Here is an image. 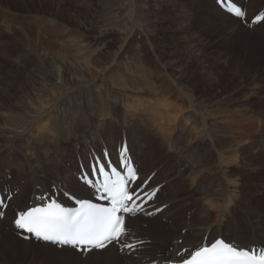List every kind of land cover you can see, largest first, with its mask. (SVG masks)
Instances as JSON below:
<instances>
[{
	"label": "rangeland",
	"instance_id": "374dc122",
	"mask_svg": "<svg viewBox=\"0 0 264 264\" xmlns=\"http://www.w3.org/2000/svg\"><path fill=\"white\" fill-rule=\"evenodd\" d=\"M125 1L17 0L14 2L13 0H3V3L1 1L0 3L4 5V8H2L3 10L0 12V101L11 103L15 100V97L20 96L22 91L29 90L43 91L42 95L44 94L43 96L46 97L45 94L50 90L39 77L41 69L38 68L40 67L38 61L44 59L46 55L48 59L51 58L52 60H56L55 62L59 64V59L54 55L52 49H58L60 46L67 45L66 48L68 51L64 53H66L65 55L68 56V58L63 57L64 53L58 52L59 55H63V58H60H62L63 61H69L68 63H71V65H74V67L80 71L83 76L81 82H83L80 83V80H76V82L74 79L71 81L69 78L65 77V79L61 81L63 89L60 88L59 90L55 87L56 91L55 88H53V92H56L53 96L50 95L52 97H48L49 94L47 95L49 98L48 105H51L50 108L56 107V110H51L49 115L43 120L44 122H48V120L52 119V115H60L71 123L74 117L72 111L74 110L77 115L78 113L87 114L88 116L91 115L90 117H92L91 119L93 121L88 119L85 121L84 125L83 122L81 124V127L83 125L82 132L73 137H79L77 139L81 138V140L84 138L94 141L96 143L93 146L95 151L98 149V143L101 145L102 142L108 143L110 140H113V138L116 139V134L115 137L113 136L115 130H111L113 125L117 127L116 130L121 126L125 131H128L129 129L126 128L129 124L135 126L137 121L145 120L149 132L159 138V134H161V127L158 126L159 123L146 116L149 120L147 121L146 118L144 119L142 117L144 113L130 111L129 109L133 108L127 107V105L132 104L133 101L123 96L129 94L128 90L126 89V91L124 88H130L136 83L140 84L141 75L146 78L147 81L150 80L151 86H154L153 89L159 90L158 92L160 95H163V98L161 97L162 100L166 98V100L173 102L176 107L178 106L177 109H180L181 112L177 114V117L183 118L181 120L182 122L178 124L179 127H188L191 119L186 120V118L189 115H191L192 118L193 116L196 117V115L193 111L194 115L190 113L191 111L182 112L184 107L187 109V104H185L187 102V97L174 86L171 77L184 78L183 80H185V82L183 86L187 85L190 92L200 100H209L210 102L216 103V101L222 98L227 92L229 94L227 97L228 99L226 98V101L224 100L220 102V104H216L215 107L220 108L222 111L224 110V113L222 112L224 116H230L231 118L237 117L243 129L239 130L238 135L228 136V140L233 142V148L231 150L228 148L229 150H227L226 153H222L223 155L226 154L225 156L222 157L220 154H215V150H211V153L205 156L202 163L203 165L200 164L196 168L200 171L195 172V178L191 174V170H194V168L191 169L189 166L185 167L189 162L186 160L180 163L174 155L173 157L171 156L172 152H169L165 142L157 138L158 144H155L157 147L154 146L156 149L154 156H156L157 159L155 157H153V159H156V161L160 160L157 162L162 165L160 167L161 170L166 169L167 171L166 173L158 170L157 173V175H159L157 182L163 184L162 186L165 191L159 198V203L169 198H174V200L169 203L170 207L174 209L173 212L177 214V220L174 219L171 220V222H165V220H167L165 217L153 218L152 215L146 216L145 214H141V219H137L130 226H126L128 235L121 243L136 240V242L133 243L139 245V249L141 248V250L148 251V255H140L141 259L123 255V250H121L120 244L117 243L113 244L114 254L108 251L98 255L72 251L73 253L67 257L68 259H65L63 255H59L57 252L50 251L51 248L49 250H40L34 246L29 249L23 246H17L19 249L17 255H11L9 252L3 253L2 250H0V264H5L6 262V264H148L147 262L152 260L154 261H152L151 264H164V262L160 260V257L167 254L166 241L170 240L175 232H180L179 229H181V224L184 223V221L187 222V224H189V222L196 224L203 222L205 224L209 219L213 222V220L222 218L223 221H230L233 223L240 222L239 224L243 225L248 223L254 216L264 221V213H262V211L264 212V131L261 132V130H259L262 119L264 118V67L262 66L264 65V22L259 27H256L257 24L249 27L247 26L249 25V16L246 15V21H239L235 18L239 22L240 28L232 29L227 26L228 28L226 30L221 26L222 20L219 21L218 19L217 23L207 20L208 23L210 22L209 24L206 23V21L204 22V15L202 13L203 8H197L193 5L188 7L189 5L187 4H191L192 0H180V2H186V5H182V7L177 6L179 0H135L137 8L134 9L137 10L138 14L136 20L146 28L150 36V42L144 41L142 39L143 37L134 38L129 43L127 41V43L123 45L117 60L113 61L107 53V50L117 49L118 45L123 42L122 33L126 30L125 17L127 18V1ZM196 1L197 0L194 2L197 3ZM253 1H255V11L262 10L264 14V0ZM57 2L59 3V9H57ZM252 5H254V3L251 1L250 6ZM188 8H190V10L187 11ZM183 11L184 13L186 12V14H184ZM219 23L221 24L219 25ZM5 24L9 27L3 28ZM182 29L184 30L182 31ZM104 30L108 31V34H105L106 36H96L95 32L97 33ZM94 37L97 38L95 39ZM26 38L32 42V46L30 44L28 48L26 45L30 42ZM151 44H154L155 50H153ZM50 49L52 53H49ZM47 50L48 52H45ZM79 51L82 52L80 53ZM16 57L22 58L20 62L17 61V64L14 62V58ZM75 58L77 59L75 60ZM75 62L76 64L79 63L81 66L79 64L76 65ZM134 66L136 67L134 68ZM164 67H166V69H164ZM184 68L186 70H184ZM142 69L147 74H142ZM95 74L98 76L97 78H95ZM191 78L193 79L192 81ZM92 79L94 80L86 86L84 82ZM102 79L104 81L106 80L105 83ZM109 79L111 80L110 84L108 83L109 81H107ZM113 80L119 82L116 81L117 83H114ZM109 86L110 88H108ZM75 89H77V91ZM108 89L110 91H108ZM113 89L119 92H115ZM74 90L76 92H74ZM3 92L9 94L8 97H5ZM120 92H124L125 94L122 93L121 95ZM98 93H100L99 98ZM157 95L158 97L160 96L159 94L155 96ZM145 96L144 94L142 97ZM178 96H183V98L179 100L177 99ZM73 102L76 103L73 104ZM134 104L135 102L132 105ZM180 105L182 106L181 108ZM104 108L105 112H103ZM177 109H174V113L171 112V119L176 116ZM100 112L101 114L98 115ZM12 114L18 113L14 111ZM230 114H232V116ZM235 114L236 117L234 116ZM258 116L262 119L259 120ZM243 118L246 119L243 120ZM209 120L213 122L215 120V115L212 114V116L208 118V121ZM255 120L258 121L259 124H257ZM37 122H35V131L30 130L20 136L17 141V148L8 145L5 146L4 151L1 153V155H4L12 151L13 154L18 156L20 167L23 173H26L28 187L32 186L31 179L33 180V178H39V184L48 180L47 173L49 172V174H52L54 172L52 169L50 170L49 165L56 166L61 164V168H67L66 164L69 162L70 164L73 163L77 172L79 170L77 158L80 154H83L82 150L85 151L81 140L75 142V139L71 140L70 138L62 137L57 133L55 127L50 128L44 126L42 122ZM252 123L254 124L253 126H251ZM169 124L170 123H167L166 127H169ZM47 125L51 124L47 123ZM107 128L110 130L107 131ZM256 130L259 131L257 132ZM193 134L198 137L197 133L192 131L190 135L192 138L195 136ZM2 135L0 140L4 142V136L7 134L5 133ZM194 138L196 139V137ZM27 139H30V141L34 139L37 143L44 145L43 149L23 147V142ZM55 141L60 142L62 149L59 147H57L58 150L54 148L52 142ZM205 143L202 138L195 140V150L197 151L199 148L202 149L203 146L206 145ZM73 144L74 149L72 151H67V149L72 148L71 145ZM78 146L82 149H80L81 153L80 150H77ZM236 146H238L239 149L234 150ZM218 149H221V147H218ZM34 153L42 157L41 166L38 168H31L27 161L30 155ZM218 155L219 157H217ZM229 156L232 161H230ZM167 165L171 172H168ZM200 166H202L203 169ZM32 170L35 173L32 174ZM148 171L149 169H147V172ZM3 180L5 183L12 181L9 177ZM71 180L75 187L77 176L75 177L73 173L71 175ZM170 187L175 189L172 190ZM25 189L27 191L29 190L26 185ZM203 190L209 194L207 199L203 198ZM87 197H90V194ZM209 198H212V204L217 205L216 207H210V202H208L210 201L208 200ZM220 202H224L222 205L226 207L221 206ZM235 203H237L236 206L234 205ZM16 204L19 205L15 202V205ZM248 205L255 210L257 209L259 214L252 215L251 211L245 208ZM246 211L250 213L247 214ZM205 215H210L209 219L206 221L204 219ZM185 229L187 233L193 232V230L190 231V228L187 226ZM185 229L183 228L181 231H185ZM33 244L38 245L36 243ZM112 255L114 256L112 257ZM7 256L8 258H6ZM1 261L5 263H1Z\"/></svg>",
	"mask_w": 264,
	"mask_h": 264
},
{
	"label": "bare ground",
	"instance_id": "6f19581e",
	"mask_svg": "<svg viewBox=\"0 0 264 264\" xmlns=\"http://www.w3.org/2000/svg\"><path fill=\"white\" fill-rule=\"evenodd\" d=\"M1 1L3 3V0H0V2ZM13 1L16 2L17 0H13ZM126 1L125 2L127 3L126 4L127 5V8H126L127 18L125 17V21H126V28L125 29L126 30L122 33L123 34V42H122V44L118 45L117 49H109V50H107V53L113 59V61L117 60V57L121 53V49H122L123 45L125 43H127V41L129 43L132 39L140 38V37H143L142 39L144 41L146 40V42H148L149 39H150V36L147 33L146 28L144 27V25L142 26V24L138 23V21L136 20V18H138L137 10H135L137 8V3L135 2V0H126ZM192 1H191V4L188 3V1H187V3H188L187 5H189L188 7H191L190 5H193V6H196L197 8L198 7L199 8L201 7V9L203 8L202 9V13L204 15V17H203L204 22L206 21V23H208L207 20H209V21H212V22L215 21L217 23V21L219 19V21L222 20V22H221L222 24L219 23V25L221 24V26H223L226 30L228 28L227 26L231 27L232 29L240 28L239 22L234 17L229 15L227 12L221 10L215 4V0H213V1L197 0L196 1L197 3L194 2L195 0L193 2ZM232 1L237 3L239 6H243L245 8V10H246V15H248L249 18L253 17L254 15H256L258 13V11H255V9H254L255 8V1H253V0H247V1H245V0H232ZM251 1L254 3V5H252V6H250V2ZM2 3H0V12H1V10H3L2 8H4V5ZM144 3H145V1H144ZM177 3H178L177 6H180V7H182V5H186V2H184V1L180 2V0ZM56 5H57V9H59V3L58 2H57ZM75 10H77V9H75ZM183 10H185V9H183ZM188 10H190V8H188L187 11ZM191 10H193V9H191ZM195 11H196V9H195ZM199 11H201V10H199ZM9 13H11V12H9ZM183 13H184V11H183ZM202 13H201V15H202ZM184 14H186V12ZM93 15H95V14H93ZM227 17H230V18H227ZM186 19H188V18H186ZM195 22H197V21H195ZM215 22H213V23H215ZM262 23L263 22H260L259 24H257L256 27H259ZM5 27L8 28L9 26L7 27V24H5V26L3 28H5ZM149 29H150V27H149ZM180 29H181V27H180ZM183 30L184 29H182V31ZM95 34H96V36L98 35L100 37H103V36H106L108 34V31L104 30V31L97 32V33L95 32ZM229 34H231V33H229ZM30 44L32 46V42H30L27 45L25 44V45L28 48L30 46ZM66 46L67 45L60 46L58 49H55V48L52 49V51L54 52V55H56L58 57V59H59V62H60L59 64L55 62L56 60H52L51 58L48 59L46 55L44 56L45 60L44 59H40L38 61V64L40 66L38 68L41 69V72L39 73V77H40L41 81L45 82V85L50 90L49 91L50 93L48 92V93L45 94L46 97L43 96L44 94L42 95L43 91H33V90L22 91L21 90L22 92H21L20 96L19 97H15V100L13 102L4 103L3 101H0V111H1L0 112V138H1V136H3L2 134H5V133L7 134L6 136H4L5 137L4 138L5 139L4 142L0 140V197L2 198V200H5L7 195H9L10 193L12 195L9 198L8 207H6L3 211L1 210V207H0V212L4 213L2 218H0V250H2L3 253L9 252L11 255H17V253L19 252V249H18L19 246H23L24 248H28V249L30 247L34 246L36 248H39L40 250L41 249L42 250H49L51 248L50 251L57 252L59 255H63L65 257V259H66L67 257H69L73 253L72 252L73 251L72 248L67 247V246H58V245L44 243V242H41L40 240H37V239H34V238H29L28 240H24V239H22V238H20L18 236L17 230L14 228V224L11 222V220L13 219V217H16V215L20 211H24L27 208H29L31 206H34L36 204L43 203L45 198L50 199V197H53L55 199H59V201L62 202L64 204V206H76L77 205V203H76L77 200H79V199H89V197H87V196L90 193H94V191L88 185H86L85 183H82V182H80L78 180L76 182V186L74 187V185L72 184V180L73 179L71 180V175L73 173L74 176L76 177V174L79 173V170L76 172V168L73 165V163L70 164L68 162L66 164L67 168H64V167L61 168V164L56 165V166H50L49 165L50 170L52 169L54 172L52 174H49V172L47 173L48 174V180H46L45 182L39 184L40 179L39 178H33V180L31 179V185L32 186L28 187L27 186L26 173L24 174L22 169H21V167H20V163L18 161V156L16 154H13L12 151L10 153H6L4 155H1L2 151H4V149H5V146L10 145L13 148H17V146H18L17 141H18V139L20 138V136L23 133H26V132H28L30 130L35 131V129H36L35 122H37V121L39 123L42 122L44 126H48L50 128L55 127V130L57 131L58 134H60V136L70 138L71 140L75 139V142L81 140V138L77 139L79 137H73V136L78 135V134H80L82 132V128H83V125L85 124V121L88 120V119L90 121H93L91 119L92 117H90L91 115L88 116L87 114H82V113L81 114L78 113V115H77L75 110L72 111V113L74 114V117H73L71 123H69L65 119V117H61L60 115H58V116L57 115H52V117H51L52 119L48 120V122H44V120H43L47 115H49L51 110H54V111L56 110L55 109L56 107L55 108L54 107L50 108L51 105L50 104L48 105V102H49V100H48L49 98L48 97L50 95H52V96L54 95V93L57 91L56 88H58L59 90H60V88L63 89L62 88L63 85H62L61 81H63L65 79V77L69 78L71 81L74 79L75 81L76 80H80V83L83 82V81L81 82V80L83 79V76L80 73V71L78 69H76L74 67V65H71V63H68L69 61H63L62 60L63 57H67L68 58V56L65 55L67 53V51H68ZM100 46H101V44H100ZM151 46L153 47V50H155L154 44L153 45L151 44ZM29 50H30V48H29ZM52 51L50 49L49 53H52ZM82 51H83V49H82ZM82 51H79V52L81 53ZM45 52H48V50L45 51ZM58 52H62V53L66 52V53H64V56L62 55L63 56L62 57L61 55H59ZM74 53H75V50H74ZM72 54H73V52H72ZM2 55H3V53H2ZM51 57H52V55H51ZM60 57H62V58H60ZM157 58H158V56H157ZM58 59H57V61H58ZM76 59L77 58H75V60ZM21 60H22V58H18V57L14 58V62L16 64L18 62H20ZM263 60H264V57H263ZM75 64H76V62H75ZM78 64H76V65H78ZM85 65H86V63H85ZM262 66L264 67V65H262ZM77 67H79V66H77ZM135 67L136 66H134V68ZM164 69H166V67H164ZM184 70H186V69L184 68ZM119 73H120V71H119ZM254 73H256V72H254ZM142 74L145 75L147 73L143 70ZM247 75H248V73H247ZM94 76H96V74ZM102 76H100V77H102ZM97 77L98 76H96L95 78H97ZM158 77H159V75H158ZM171 78H172V81H173L172 83L174 84V86L176 88H178L180 90V92L184 96L187 97V99H186L187 102L185 103V104H187L186 105L187 109H186V107H184L186 110L183 108L182 112L191 111L190 112L191 114H193V112H194V114L196 115V117L193 116V118L191 117V115H189L186 118V120L191 119V122L188 125V127L184 128V127H179L178 126L179 122H182L181 120L183 119L181 117H179V118L177 117V114H179L181 112L180 109H177L178 106L176 107L175 104H173V102H170V100H166V98H164L162 100L161 97L163 95H160V93L158 92L159 90H157V89L155 90V88L153 89L154 86L153 87L151 86L150 80L147 81L146 78H144L141 75L140 76V84H138V83L133 84L132 83L133 84L132 87L124 88L125 90L126 89L128 90L129 94L128 95H123V96L126 97V99H128V100H132L133 103L135 102L134 105H132L133 103L130 104V105H127V107H132L133 108V109H129L130 111L132 110V111L144 113L142 115V117L144 119L146 118L147 121H149L148 118L154 119V120H156L159 123L158 126L161 127V129H160L161 134H159V138L155 137L152 133L149 132V128L146 126L147 123H146L145 120H139V121H137L135 126H132V125L129 124V126L126 128V129H129L128 131H125L123 128H121V126H119L118 130H116L117 127H114L115 125H113L111 127V130H113V131L115 130V133L113 134V136L115 137V134H116V139L113 138V140H110L108 143H103L102 142L101 145L98 143V149L96 151L93 148V146L96 143L94 141L87 140V139H84V138H82L81 143L83 144V146L85 148V151L82 150L80 148V146L77 147V150L81 149L83 151V154H80L78 156V158H77L78 164H81V166H83V165H87L88 161H91L94 158V156L98 157L99 159L103 158L102 149H104L106 153L108 152L107 154H108L109 157H112L113 159H116V157L118 155L117 148L119 150L121 145H122V143L125 142L126 146L128 147V149L130 151V154H131V157L133 159V162L135 164L136 171L139 174V180H138L139 185L142 184L144 181H146L150 177L151 178H150V180L148 182V185L145 188L146 190H152L156 186L159 185V189L156 192L155 199L152 202H150L149 204L146 205V209L144 210L143 213L146 214V213L150 212L153 218L165 217L167 219V220H165V222H171V220H174V219L177 220L176 219L177 218V216H176L177 214L175 212H173L174 209H172L170 207V203H171L170 201L174 200V198H169L168 200H165L162 203H159V198L161 197V195L165 191H164V188L162 186L163 184L161 182H157V179L159 178L158 177L159 175H157V173H158V170L164 171L166 173H167V171H166V169L161 170L160 167L162 165L159 162H157V161H160V160L156 161L157 157L154 156V153H155V150H156L155 147H157L156 145L158 144L157 138L160 139V141L163 140L165 142L169 152L170 151L172 152V154H171L172 157L174 155L175 158L180 163L183 162V161H186V160L189 162V163L186 164L185 167L189 166L191 169L194 168V170H191V174L195 178V176H194L195 172L200 171L199 169H196V168L200 164L203 163V159L205 158V156L209 155V153H211L210 152L211 150H215V154L216 153L220 154V156H222V157L225 156L226 154L223 155L222 153H224V152L226 153L227 150H229V149L231 150L233 148V142L228 140L229 139L228 136L236 135V134L238 135L239 134V130L243 129V126L241 127V124L239 123V121H238V119L236 117V114L234 115L236 118H233V117L231 118L230 116L228 117L226 115L224 116V114L222 115V112L224 113V110L222 111L220 108L215 107L216 104H220V102L224 101L229 96V94L227 92L223 95L222 98L218 99L216 101V103L210 102L209 100H200V99H197V97H195L194 94L190 92V90H189L187 85L183 86V83L185 82V80H183L184 78H175V77H171ZM192 78H191V81L193 80ZM56 79H57V82H56ZM58 79H60V80H58ZM94 79H92L90 81H86L84 83H86V86H87ZM110 79L107 80V81H109L108 82L109 84L111 82ZM98 80H100V79H98ZM118 80L121 81L120 79H118ZM105 81H104V83H105ZM116 81L117 80H115L114 83L119 82V81H117V82ZM95 82H96V80H95ZM80 83H79V85H80ZM64 84H65V82H64ZM111 84H113V83H111ZM120 84H121V82H120ZM99 87H98V89H99ZM169 87H170V85H169ZM53 88H55V90H56L55 92H53L54 91V90H52ZM91 88H92V86H91ZM108 88H110V86ZM121 88H122V86H121ZM77 89H75V90L77 91ZM75 90H74V92H76ZM96 90H97V86H96ZM71 91H72V89H71ZM108 91H110V90L108 89ZM38 92H40V93H38ZM63 92H65V91H63ZM94 92H95V89H94ZM115 92H119V91H115ZM60 93L62 94L61 91H60ZM120 93L122 95V93H124V92H120ZM3 94L5 95V97H8V95H9L6 92H3ZM98 94H99L98 95V98H99L100 93H98ZM142 94L143 95L145 94L146 96L142 97L143 96ZM156 94H159L160 96L159 97H158V95L155 96ZM47 95H48V97H47ZM52 96H50V97H52ZM175 96H176V94H175ZM175 96H173V97H175ZM244 97H246V96H244ZM56 98H57V96H56ZM182 98H183V96H178L177 99L181 100ZM55 99H53V100H55ZM111 101H112V99H111ZM76 102H73V104L76 103ZM109 102H110V99H109ZM125 102H126V100H125ZM126 104H128V103H126ZM65 107H66V105H65ZM181 107L182 106L180 105V108ZM124 108L126 109L125 106H124ZM174 109H177V113L175 112L176 116L174 114L175 117L171 119L170 114H171V112L174 113L173 112ZM14 111L16 113H18V114H12V112H14ZM77 112H79V111H77ZM103 112H105V108L103 109ZM229 113H231V112H229ZM100 114H101V112L98 115H100ZM212 114L215 115V120L214 121L212 120L213 122H211L210 120L208 121V118L211 117ZM230 115L232 116V114H230ZM241 117H239V118H241ZM246 118H248V117H246ZM246 118H243V120H245ZM258 119L260 120L262 118L259 117ZM246 121H248V120H246ZM134 122H136V121H134ZM153 122H155V121H153ZM256 122H257V124H259L258 121H256ZM47 123H49L51 125H47ZM82 123H83V125L81 127ZM167 123H170L169 127H166ZM253 125L254 124L252 123L251 126H253ZM255 128H257V127H255ZM120 129H121V133H120ZM106 130L109 131L110 129L107 128ZM259 130H261V132L264 131V118L262 119V124H261ZM259 130H256V131L258 132ZM192 131H195L197 133L198 137L195 134H193V135H195L194 137H196V139L194 137L192 138L190 136ZM31 135L33 136L32 133H31ZM190 138H192V139H190ZM200 138H202L204 143L206 142L205 143L206 145H204L202 149L199 148L196 151L195 147H194L195 140L200 139ZM206 139H207V141H206ZM52 144H53L55 149L58 150L57 147L62 149L61 144H60L59 141L52 142ZM235 144H237V143H235ZM22 146L25 147V148H35V149H43V147H44V145H41V144L37 143V141H35L34 139H32L31 141H30V139L25 140L23 142ZM71 147L72 148L67 149V151H72L74 149V144L71 145ZM218 147L219 148L221 147L222 150L218 149ZM237 149H239L238 146L234 147V150H237ZM81 150H80V153H81ZM44 156H45V154H44ZM153 157H155L156 159L154 160ZM217 157H219V155ZM227 159H228V156H227ZM229 159H230V161H232L230 156H229ZM41 160H42V157L38 156L37 153H34V154L30 155V158L27 161H28V164H29V166L31 168H38V167L41 166ZM222 164H223V162H222ZM168 165H169V163H168ZM168 165L166 167H168ZM200 167H202V166H200ZM147 169H149L148 172H147ZM167 169H168V172H171L169 167ZM202 169H203V167H202ZM214 170H216V169H214ZM182 171H184V170H182ZM33 173H35V172L32 170V174ZM87 174H89V173H87ZM234 174H236V173H234ZM260 176H261V174H260ZM7 177L11 178L12 181L8 182V183H5V181L3 179H6ZM170 178H171V176H170ZM211 178H213V177H211ZM259 183H257V184H259ZM172 184H174V183H172ZM25 185L29 189L28 191L25 189ZM170 188L172 190L175 189L173 187H170ZM181 188H183V187H181ZM173 194H174V192H173ZM208 195L209 194L206 191L203 192V198L204 199H207ZM169 196H171V195H169ZM208 200H210V201H208V202H210L209 203V205H211L210 207H212V206L216 207L217 206L215 204H212V198H209ZM255 201H256V199H255ZM15 202L18 203L19 205H17V204L15 205ZM220 203H221V206H224V205H222V204H224V202H220ZM234 205L236 206L237 203H235ZM248 206H246L245 208L250 210L252 215H258L259 214V212H257V209L255 210L250 205H248ZM253 206H254V204H253ZM161 207H163L161 209V211H156L157 209H160ZM224 207H226V206H224ZM234 211H236V210H234ZM246 213L249 214L250 212L246 211ZM262 213H264V212L262 211ZM141 216L142 215H140V214L134 215V216L133 215H127L126 216V225L125 226H130L137 219H141L142 218ZM209 217H210V215H205V217H204L205 221L207 219H209ZM239 223L240 222H237V223H233V222H230V221L226 222V221H223L222 218H218L216 220H213V222H211V220L209 219V221L206 222L205 224L203 222H201L200 224L189 222V224H187V222L184 221V223L181 224L182 226L180 225L181 229H183V228L185 229V227L187 226L188 228H190V231L193 230V232L192 233H187L186 229H185V231H181V229H179L180 232H177V233L175 232L173 234V237L170 240L166 241L167 254L163 255L162 257H160V260L162 262H164V264L179 262L180 261V256L177 255V253L183 254L185 252V250H195L197 247L204 246V245L212 243L217 238H222L225 242L234 243V244H237V246L243 247V248L256 247V248L264 249V221L259 220V219H257L254 216V218H251L248 223H245L243 225H241ZM232 224H233V226H232ZM172 226H173V224H172ZM171 229H174V228H171ZM133 242H136V240H134L132 242H125V243H129L130 244V243H133ZM33 243H36L38 245H34ZM134 245H137V244H134ZM158 245H159V243H158ZM105 251H108L109 253H113L114 254L115 251H114L113 244H111L110 246H108V247H106L105 249H102V250H93L92 252H89V254H97L98 255V254H101V253H103ZM147 253H148V251L141 250V248L139 249V245H137V247H136V249L134 251L129 252L127 250H123V252H122L123 255L133 256L135 259H138V258L141 259L140 255H142V254L143 255H148ZM113 256L114 255H112V257ZM6 258H8V256ZM0 259H1V257H0ZM152 261H154V260H152ZM152 261L147 262V263L151 264ZM2 262L3 261H1V263ZM3 263H5V262H3Z\"/></svg>",
	"mask_w": 264,
	"mask_h": 264
},
{
	"label": "snow or ice",
	"instance_id": "6c2138e0",
	"mask_svg": "<svg viewBox=\"0 0 264 264\" xmlns=\"http://www.w3.org/2000/svg\"><path fill=\"white\" fill-rule=\"evenodd\" d=\"M217 3L226 7L239 21L247 20L246 12L235 7L232 0H217ZM258 22H264V16L256 15L247 26ZM126 152V148L121 150L115 165L105 153L103 160L95 161L91 173L81 177L84 183L95 188L97 199L106 201L108 206L79 199L76 201L78 207L73 209L64 208L52 200L20 211L14 219L15 228L21 233L31 234L37 240L68 245L82 253L102 250L113 243L120 244L121 250L134 251L137 245L121 243L128 235L126 216H134L142 210L136 203L140 197L131 188L132 182L137 179L136 170L131 166ZM104 160H108V163L105 164ZM90 177L99 179L93 181ZM151 195L154 196L155 191ZM0 207H3L2 202ZM3 215L0 212V217ZM177 255L180 256L179 264H264V249H247L223 239Z\"/></svg>",
	"mask_w": 264,
	"mask_h": 264
}]
</instances>
